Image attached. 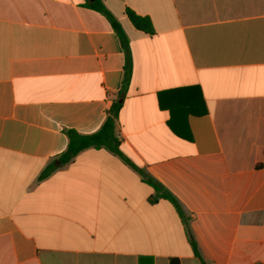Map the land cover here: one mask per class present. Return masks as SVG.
I'll return each mask as SVG.
<instances>
[{
	"label": "crops",
	"instance_id": "obj_1",
	"mask_svg": "<svg viewBox=\"0 0 264 264\" xmlns=\"http://www.w3.org/2000/svg\"><path fill=\"white\" fill-rule=\"evenodd\" d=\"M0 264H264V0H0Z\"/></svg>",
	"mask_w": 264,
	"mask_h": 264
},
{
	"label": "trees",
	"instance_id": "obj_2",
	"mask_svg": "<svg viewBox=\"0 0 264 264\" xmlns=\"http://www.w3.org/2000/svg\"><path fill=\"white\" fill-rule=\"evenodd\" d=\"M94 8L97 10H100L104 12L106 15H108L110 23L116 32L123 51H124V76H123V84L121 88L117 92V97L112 101L111 105L106 111V116L100 125V127L90 133H80L74 129H64V132L67 136V144L65 149L60 152L55 158L54 162H50L46 165V167L41 171L40 177L46 176L50 171L55 169L59 165H63L67 163L76 153H78L80 150L89 147H105L117 154H119L124 160L130 164L135 170H137L141 175L142 178L151 184L155 189L161 190L160 195L169 199L179 210L178 203L174 196L164 190L162 188L161 184L158 183L156 180H154L149 175L145 174L139 167L135 166L133 163H131L121 152V150L118 147V140L114 133V127H115V119L117 117L118 111L121 107L123 97L125 95V90L127 83L129 81L131 68H132V62H131V55H130V48H129V42L128 38L120 24L119 21H117L113 16H111L107 10L103 7L101 3L93 5ZM128 17L131 21V23L144 31H151V22L147 16H142L139 14H136L133 11H128ZM192 248L195 254H197L196 250V244L192 240Z\"/></svg>",
	"mask_w": 264,
	"mask_h": 264
}]
</instances>
